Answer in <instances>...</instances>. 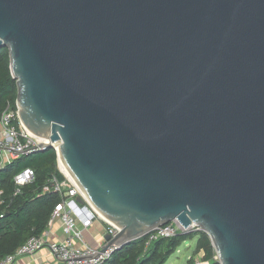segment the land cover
Instances as JSON below:
<instances>
[{
    "label": "water",
    "instance_id": "obj_1",
    "mask_svg": "<svg viewBox=\"0 0 264 264\" xmlns=\"http://www.w3.org/2000/svg\"><path fill=\"white\" fill-rule=\"evenodd\" d=\"M3 48L103 252L178 221L264 264V0H0Z\"/></svg>",
    "mask_w": 264,
    "mask_h": 264
},
{
    "label": "trees",
    "instance_id": "obj_2",
    "mask_svg": "<svg viewBox=\"0 0 264 264\" xmlns=\"http://www.w3.org/2000/svg\"><path fill=\"white\" fill-rule=\"evenodd\" d=\"M17 92L9 51L0 49V114L8 104L15 107ZM27 169L34 170L35 180L15 195V178ZM54 177L64 179L54 147L13 160L0 169V262L47 230L56 206L62 202L61 195L50 188ZM195 239V254L203 253L206 264H220L209 236L203 231L159 239L149 245V237L145 236L116 251L104 264H167L184 243ZM187 264H195L193 258Z\"/></svg>",
    "mask_w": 264,
    "mask_h": 264
},
{
    "label": "built area",
    "instance_id": "obj_3",
    "mask_svg": "<svg viewBox=\"0 0 264 264\" xmlns=\"http://www.w3.org/2000/svg\"><path fill=\"white\" fill-rule=\"evenodd\" d=\"M46 142L32 135L21 123L17 103L15 107L8 104L0 114V169L10 164L13 160L28 156L38 151L40 145ZM59 144H54L56 149ZM60 167V165H59ZM64 176L63 180L54 177L50 188L59 193L62 202L56 206L49 221L48 228L40 237L30 238L24 245L13 254L4 258L0 264H15L19 258H34L41 251L46 250L50 256L61 261L63 264H104L118 251V247H111L103 252L107 244L106 237H115L119 229L104 220L94 209L86 197L75 186L70 177L60 169ZM35 180V172L27 169L16 176L15 183L18 195L21 188L31 184ZM49 190V189H46ZM78 199L82 202L79 203ZM61 223V230L65 236L63 241H51L50 236L56 222ZM97 222L105 225L101 239L92 241L89 234ZM201 232V229L193 224L188 228L174 221L166 226L159 227L146 235L151 242L159 239H170L178 235ZM95 256H98L95 258ZM206 264V263H197Z\"/></svg>",
    "mask_w": 264,
    "mask_h": 264
},
{
    "label": "crops",
    "instance_id": "obj_4",
    "mask_svg": "<svg viewBox=\"0 0 264 264\" xmlns=\"http://www.w3.org/2000/svg\"><path fill=\"white\" fill-rule=\"evenodd\" d=\"M1 167V166H0ZM105 225L101 222H97L92 228L89 237L92 241H98L101 239V234L103 233ZM65 236L61 230V223L58 221L53 227L50 240L51 241H63ZM205 263V262H204ZM15 264H63L61 261L53 258L48 254L46 250L41 251L34 258L23 257L19 258Z\"/></svg>",
    "mask_w": 264,
    "mask_h": 264
},
{
    "label": "rangeland",
    "instance_id": "obj_5",
    "mask_svg": "<svg viewBox=\"0 0 264 264\" xmlns=\"http://www.w3.org/2000/svg\"><path fill=\"white\" fill-rule=\"evenodd\" d=\"M60 169H61V167H60ZM196 242H197V239L184 243L177 250V252L172 255V257L169 259L167 264H187L191 258H193L195 264H197L198 262L204 263L203 262V256H204L203 253L198 254V255L195 254Z\"/></svg>",
    "mask_w": 264,
    "mask_h": 264
},
{
    "label": "bare ground",
    "instance_id": "obj_6",
    "mask_svg": "<svg viewBox=\"0 0 264 264\" xmlns=\"http://www.w3.org/2000/svg\"><path fill=\"white\" fill-rule=\"evenodd\" d=\"M60 167H61V169L64 171V169L62 168V166L60 165ZM64 173H66L65 171H64ZM67 174V173H66Z\"/></svg>",
    "mask_w": 264,
    "mask_h": 264
}]
</instances>
